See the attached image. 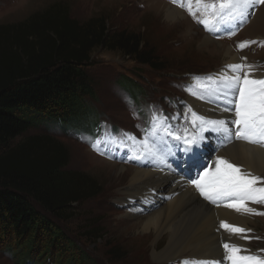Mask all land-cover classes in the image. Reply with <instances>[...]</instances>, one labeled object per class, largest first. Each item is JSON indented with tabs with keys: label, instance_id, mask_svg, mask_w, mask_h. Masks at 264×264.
Listing matches in <instances>:
<instances>
[{
	"label": "rangeland",
	"instance_id": "obj_1",
	"mask_svg": "<svg viewBox=\"0 0 264 264\" xmlns=\"http://www.w3.org/2000/svg\"><path fill=\"white\" fill-rule=\"evenodd\" d=\"M59 2L67 4L71 17L80 22L103 17L112 32L126 31L137 35L142 50L152 52L155 65L140 64L123 50L96 49L91 66L87 67L96 99L90 100L93 112L85 127L36 124L11 145L39 134H50L62 141L71 154L69 168L96 178L103 192L81 205L76 217L61 226L99 264H154L153 252L155 248L158 251L165 248L168 236L156 246L155 233L146 235L144 232L149 213L134 216L124 201L125 190L134 176L133 170L141 165L139 158L144 153L141 142L147 140L152 145L160 142L177 170H189L187 175L194 176L205 166L209 168L216 146L223 147L224 135L204 130L207 128L199 120L193 123L195 111H187L190 90L194 79L207 81L225 66L227 57L223 50L229 47L241 56L242 64H250L264 75V26L258 31L247 30L264 3L250 8L244 19L225 15L216 23L218 30L210 32L172 0H0V25L22 22ZM157 2H162L160 9L151 8ZM168 4L180 8L190 19L189 25L174 26L184 19H169L165 8ZM205 36L214 39L211 49H205ZM244 41L256 43L238 48ZM131 81L137 84L133 85ZM166 129L195 139L197 144L186 150L184 140L168 136ZM157 137L161 138L158 142ZM207 139L209 144L200 143ZM95 143L99 144V150L93 148ZM6 149L1 148L0 153ZM157 200L154 199L152 204L156 205ZM202 200L211 207L228 203L213 204L204 197ZM255 204V212L264 213V202ZM146 205L141 208L146 209ZM251 216L254 221L250 224V243L252 249L260 251L264 258V215L251 213ZM95 224L99 225L104 237L87 240L84 233ZM111 246H120L125 257L111 261L108 256ZM0 264L18 263L10 254L0 252Z\"/></svg>",
	"mask_w": 264,
	"mask_h": 264
},
{
	"label": "trees",
	"instance_id": "obj_2",
	"mask_svg": "<svg viewBox=\"0 0 264 264\" xmlns=\"http://www.w3.org/2000/svg\"><path fill=\"white\" fill-rule=\"evenodd\" d=\"M99 48L155 65L137 35L112 32L103 17L80 22L62 2L0 25V149L7 148L0 153V252L18 264H99L61 224L100 196L102 185L69 168V149L53 135L11 145L36 124L85 127L96 99L87 67ZM84 234L104 237L98 224ZM122 251L111 246L108 256L120 261Z\"/></svg>",
	"mask_w": 264,
	"mask_h": 264
},
{
	"label": "bare ground",
	"instance_id": "obj_3",
	"mask_svg": "<svg viewBox=\"0 0 264 264\" xmlns=\"http://www.w3.org/2000/svg\"><path fill=\"white\" fill-rule=\"evenodd\" d=\"M161 4L162 2H157L151 5V8L160 9ZM165 8L169 19L173 21H179L180 18L184 19L183 22L174 26L189 25L190 19L185 16L180 8L169 4L165 5ZM263 26L264 5H262V9L247 30L255 29L258 31ZM213 40L209 36H205V45L207 46L205 49H211L214 46L215 42ZM223 51H225L227 57L225 66L243 63L241 56L234 52L231 47ZM225 66L211 76V80L194 79V85L190 90L188 112L193 109L195 113L208 120L225 119L231 121L234 119V112L224 111L223 98L218 95L222 86L217 84V74H220V76L225 73L232 75V70L227 69ZM254 70L250 78H264L259 70L256 68ZM215 79L216 82H214ZM205 128L210 130L206 124ZM161 138L157 137L156 141H160ZM222 138L223 147L216 146L209 168L214 171L216 159L220 157L237 166L240 165L242 172H250L252 175L259 177L264 176V145L251 144L243 140L228 142L224 136ZM208 142L207 139L202 140L200 143L206 145L209 144ZM154 145L158 149L157 156L147 155L145 149H143L144 153L139 158L140 168L133 170L134 176L125 190L124 198L134 216H139L142 212L149 213L145 221L144 232L146 235L150 232L155 233L156 246L165 236H168V242L163 250L158 251L155 248L152 255L154 264H175L178 262L183 264L184 261L189 260H187L188 257L193 259H221L226 255L225 249L222 247V243L225 241H230L248 249L249 252L246 254L263 258L260 251L252 249L250 239L240 238L242 235L251 237L250 232L231 234L220 226L221 221H226L231 225L250 229V224L254 221L251 213L237 212L235 209L226 207V204L211 207L202 200L203 196L201 197L198 189L191 183V180L198 178V173H202L206 166L195 172L194 176L187 175L186 172L189 170L182 168L177 170L172 164L173 159H169L170 157L166 155V150L160 142ZM200 148L202 149L201 144H199ZM162 160L163 162H161ZM123 170L127 171L128 169L126 170V167H123ZM257 187H264V180L258 183ZM156 198L158 199L156 205L152 204ZM141 205L144 207L146 205V209L143 210ZM247 206L255 211L257 210V206L253 202H248ZM223 264H231V262L224 259Z\"/></svg>",
	"mask_w": 264,
	"mask_h": 264
},
{
	"label": "snow or ice",
	"instance_id": "obj_4",
	"mask_svg": "<svg viewBox=\"0 0 264 264\" xmlns=\"http://www.w3.org/2000/svg\"><path fill=\"white\" fill-rule=\"evenodd\" d=\"M172 2L185 8L197 23L204 25L211 32L218 30L215 27L216 23L223 20L225 15H235L237 18L244 19L249 15L250 8L255 4L264 3V0H172ZM230 34L234 35L235 33L231 32ZM252 43H256V41H244L237 47L243 49ZM225 67L232 70V75L225 73L220 76L217 74V84L222 86L218 95L223 98L224 111L234 112V119L231 121L208 120L193 113V123L199 120L202 125H208L210 130L223 133L228 142L243 140L251 144L264 145V78H250L255 71L250 64L236 63ZM245 68L248 70L243 71ZM242 72L243 74H241ZM207 79L211 80L212 77ZM165 131L175 140L183 139L187 146L186 150L197 144L195 139L176 135L169 129ZM124 135L132 138L127 133ZM141 144L147 155L157 156L158 149L155 145L149 144L147 140L142 141ZM93 148L99 150V144H93ZM262 180L264 178L252 175L250 172H242L236 164L217 157L215 170L206 167L202 173H198V178L191 180V183L206 200L213 204L227 201L225 206L235 209L237 212L264 215V213L255 212L254 209L247 206L248 202H264V187H257V184ZM220 226L231 234H244L251 231V229L231 225L226 221H221ZM240 238L250 239L251 237L242 235ZM222 247L225 249L226 255L221 259H191L184 261L183 264H223L224 259L229 260L231 264H264V258L246 254L249 250L241 245L225 241L222 243Z\"/></svg>",
	"mask_w": 264,
	"mask_h": 264
}]
</instances>
